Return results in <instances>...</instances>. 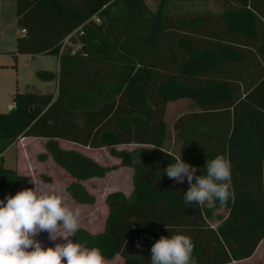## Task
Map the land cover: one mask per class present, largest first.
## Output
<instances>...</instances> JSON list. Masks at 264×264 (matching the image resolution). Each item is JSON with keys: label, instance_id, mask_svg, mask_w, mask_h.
I'll list each match as a JSON object with an SVG mask.
<instances>
[{"label": "trees", "instance_id": "16d2710c", "mask_svg": "<svg viewBox=\"0 0 264 264\" xmlns=\"http://www.w3.org/2000/svg\"><path fill=\"white\" fill-rule=\"evenodd\" d=\"M21 1L16 26L26 34L15 54L54 57L57 73L37 77L54 81L56 92L15 93L12 110L0 114V193L30 180L3 167L4 151L38 140V161L49 159L71 180L70 200L93 206L83 183L116 168L83 150L106 149L131 171V191L108 193L102 231L78 227L74 242L99 249L103 260L148 264L155 240L183 234L195 264L249 259L264 240V0H156L155 11L144 0ZM181 1L222 9H171ZM182 99L198 111L173 122L181 159L195 175L216 155L230 161L231 197L223 207L186 205L188 185L163 173L175 157L162 148L165 108Z\"/></svg>", "mask_w": 264, "mask_h": 264}, {"label": "clouds", "instance_id": "9594fccd", "mask_svg": "<svg viewBox=\"0 0 264 264\" xmlns=\"http://www.w3.org/2000/svg\"><path fill=\"white\" fill-rule=\"evenodd\" d=\"M204 172L184 162L180 155L163 169L177 184L188 185L186 205L223 207L230 199L231 164L222 155L205 162ZM80 209L70 208L55 192L23 189L0 199V264H103L99 249L74 242ZM47 233L51 246L35 237ZM139 248L140 244L137 243ZM148 264H195L193 243L183 234L160 236L151 245Z\"/></svg>", "mask_w": 264, "mask_h": 264}, {"label": "rangeland", "instance_id": "374dc122", "mask_svg": "<svg viewBox=\"0 0 264 264\" xmlns=\"http://www.w3.org/2000/svg\"><path fill=\"white\" fill-rule=\"evenodd\" d=\"M148 9L155 11L156 0H144ZM176 12L182 11H210L218 12L222 9L217 2H176L172 8ZM21 36L20 29L16 26L15 17L2 16L0 18V114L9 112V105L12 104V96L15 93H25L32 91L37 94L47 92L55 93L56 84L53 81L41 80L37 77L38 72L55 73L57 70L56 59L52 56L44 55H20L15 54L16 39ZM196 106L189 100L182 99L173 103H168L165 108V142L163 147L175 152L177 141L175 132L172 129L173 122L180 115L185 113L197 112ZM42 141L38 140H18L15 147L21 151V158L17 163V153L10 150L6 153L3 167L16 169L21 175L28 176L29 182L15 190H9L0 194L3 199L5 194L13 195L23 189L34 188L37 191L55 192L60 195L70 208L78 207L80 215L78 217L79 228L85 229L89 233H97L102 229L103 221L106 216L104 197L113 191H121L127 195L131 190L130 171L120 167L119 161L111 158L106 149L87 151L83 153L96 160L102 166L115 167L116 169L106 174L101 180H90L83 185L87 191L96 198L93 206L76 205L65 193V188L71 180L49 159L44 162L38 161V155L43 153L41 148ZM64 148L73 147L72 145L62 144ZM16 149V151H17ZM16 156V157H15ZM37 239L42 246H51L52 242L47 239V233H39ZM105 262V261H104ZM234 264H264V253L258 252L256 256L248 262Z\"/></svg>", "mask_w": 264, "mask_h": 264}, {"label": "crops", "instance_id": "0c3cea01", "mask_svg": "<svg viewBox=\"0 0 264 264\" xmlns=\"http://www.w3.org/2000/svg\"><path fill=\"white\" fill-rule=\"evenodd\" d=\"M71 2H78V4H79V2H80V0H70ZM24 5H27L28 3H29V1L28 0H23V1H21ZM13 16V17H15V22H16V0H0V18L2 17V16H7V17H10V16ZM22 30H24V29H20V34H21V36L20 37H24L25 36V34L24 35H22ZM56 62H57V60H56ZM57 73V70H56V72H55V74ZM11 106H12V104H11ZM10 105H9V111H10V107H11ZM175 140H176V138H175ZM177 141V140H176ZM164 142H165V140H164ZM164 142H163V144H162V148L167 152V153H169V154H171V155H173V156H178L179 154H180V143L178 142L177 143V146H176V149H175V152H173V151H170V150H167V149H165L164 147H163V145H164ZM16 147H15V143L14 144H12V145H10L5 151H4V153H3V161H4V157H5V155H6V153L8 152V151H10V150H13L14 151V155L17 153L18 155H17V163H19L23 158H21L22 156H21V151H19V149H17V151H16ZM16 157V156H15ZM96 161V160H95ZM97 162V161H96ZM98 163V162H97ZM99 164V163H98ZM130 171V170H129ZM93 180H97V179H93ZM130 183H131V171H130ZM131 191V190H130ZM130 193V192H129ZM129 193L127 194V195H125L124 193V195L125 196H128L129 195ZM1 194V193H0ZM105 198V197H104ZM103 202H104V199H103ZM105 218H106V216H105ZM104 221H105V219H104ZM104 221H103V223H104ZM102 229H103V225H102ZM102 229H101V231H102ZM100 231V232H101ZM98 233V232H97ZM94 234V233H93ZM258 252H262V253H264V240L258 245V247L256 248V250H255V252H254V254L249 258V259H247V260H245V261H242V262H248V261H251L255 256H256V254L258 253ZM105 261V262H104ZM103 264H123V260H122V258L121 257H119V256H115L112 260H109V261H107V260H103ZM231 264H234V263H231Z\"/></svg>", "mask_w": 264, "mask_h": 264}, {"label": "built area", "instance_id": "2783aa9c", "mask_svg": "<svg viewBox=\"0 0 264 264\" xmlns=\"http://www.w3.org/2000/svg\"><path fill=\"white\" fill-rule=\"evenodd\" d=\"M91 20H93L95 23H99V20H98V18H97L96 16L92 17ZM78 30H79V29H78ZM21 32H22V35L25 34V30H22ZM80 34H81V33H80ZM67 39H68V38H67ZM67 39H65V41H66ZM65 41H64V42H65ZM80 48H81V47H80V44L75 45V46L73 47V50H72V52H71V55H73L76 51H79Z\"/></svg>", "mask_w": 264, "mask_h": 264}, {"label": "water", "instance_id": "95a60500", "mask_svg": "<svg viewBox=\"0 0 264 264\" xmlns=\"http://www.w3.org/2000/svg\"><path fill=\"white\" fill-rule=\"evenodd\" d=\"M12 108H13V107L11 106V107H10V110H12Z\"/></svg>", "mask_w": 264, "mask_h": 264}]
</instances>
